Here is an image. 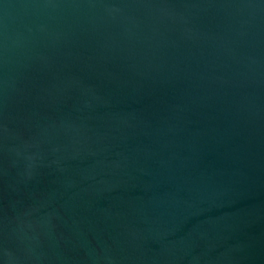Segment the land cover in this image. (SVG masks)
Returning <instances> with one entry per match:
<instances>
[{
    "label": "water",
    "instance_id": "95a60500",
    "mask_svg": "<svg viewBox=\"0 0 264 264\" xmlns=\"http://www.w3.org/2000/svg\"><path fill=\"white\" fill-rule=\"evenodd\" d=\"M0 264H264V0H0Z\"/></svg>",
    "mask_w": 264,
    "mask_h": 264
}]
</instances>
